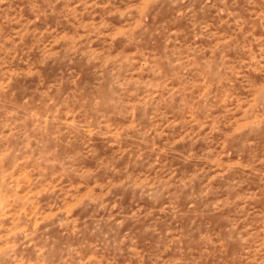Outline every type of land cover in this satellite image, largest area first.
Here are the masks:
<instances>
[{"label":"rangeland","instance_id":"374dc122","mask_svg":"<svg viewBox=\"0 0 264 264\" xmlns=\"http://www.w3.org/2000/svg\"><path fill=\"white\" fill-rule=\"evenodd\" d=\"M0 264H264V0H0Z\"/></svg>","mask_w":264,"mask_h":264}]
</instances>
